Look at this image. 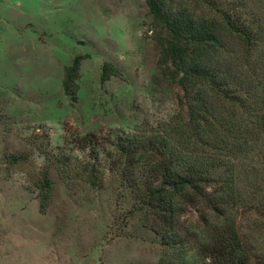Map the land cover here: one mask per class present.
I'll list each match as a JSON object with an SVG mask.
<instances>
[{
	"label": "rangeland",
	"instance_id": "1",
	"mask_svg": "<svg viewBox=\"0 0 264 264\" xmlns=\"http://www.w3.org/2000/svg\"><path fill=\"white\" fill-rule=\"evenodd\" d=\"M209 1L254 35L250 54L233 37L224 42L258 100L236 110L249 132L237 150H224L220 181L206 185L219 188L224 212L189 208L179 225L184 244L168 249L112 165L117 136L162 145L187 119L182 91L158 68L161 29L146 0H0V264H159L169 254L207 264L204 242L216 225L236 228L244 264H264V0ZM76 56L84 59L73 101L63 80ZM88 133L98 157L82 148Z\"/></svg>",
	"mask_w": 264,
	"mask_h": 264
},
{
	"label": "trees",
	"instance_id": "2",
	"mask_svg": "<svg viewBox=\"0 0 264 264\" xmlns=\"http://www.w3.org/2000/svg\"><path fill=\"white\" fill-rule=\"evenodd\" d=\"M194 2L146 0L156 26L161 29L156 35L158 68L164 78L176 83L182 91L180 104L187 113V119L176 127L177 139L159 145L153 140L117 136L118 145L113 149L118 155H114L117 159L112 165L118 166L121 180L125 179L136 204L146 211L148 226L160 235L168 249L184 244L179 225L189 208L206 204L215 212H224L226 201L219 188L210 192L206 185L220 181L224 150H237L249 132L245 122H241L242 113L238 115L236 110L249 106L252 99L258 100L256 89L248 83L251 78L247 75V81L245 77L240 79V74H236L238 62L232 69L227 61L234 50L226 49L224 42V37H233L250 54L256 46L252 31L244 25L237 29L231 15L221 17L213 1L200 0L202 7ZM206 5L209 10H205ZM83 59L76 56L65 67L63 87L73 101L77 99L78 71ZM111 67L104 64V78L109 76ZM97 140L94 133L81 138L82 148L89 149L93 157H98L100 151ZM183 143L193 149L182 150ZM202 145L207 150L200 152L198 148ZM144 157L146 160L140 161ZM137 166L145 173L135 175ZM129 170L132 176H128ZM40 186L44 190L51 188L48 170L43 171ZM218 228L214 226L204 242L207 264H244L243 244L236 228ZM159 264L187 262L169 254L168 258L162 255Z\"/></svg>",
	"mask_w": 264,
	"mask_h": 264
}]
</instances>
